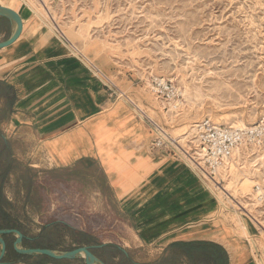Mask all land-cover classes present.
<instances>
[{"label":"rangeland","instance_id":"obj_1","mask_svg":"<svg viewBox=\"0 0 264 264\" xmlns=\"http://www.w3.org/2000/svg\"><path fill=\"white\" fill-rule=\"evenodd\" d=\"M17 3V9L29 18L28 23L35 31L40 29L47 38L67 45L75 54L80 52L93 62L104 63L105 78L115 83L111 92L127 94L130 89L122 78L126 82L135 79L134 87L144 103L128 95L134 104L126 99L165 125L175 137H184L185 145L189 141L191 152L199 148L193 126L204 118L227 126L264 121V0H17ZM9 27L7 22L0 21V40L5 38L3 33ZM157 76L172 81L181 96L169 104L161 101L151 85L152 78ZM11 113L7 95L0 93V223L5 219L2 209H6L12 227L21 228L28 237L35 238L43 225L61 218L77 233L53 232L50 237L56 251L111 240L128 256L115 246L116 250L96 249L104 264L173 262L174 257L161 250L163 245L146 244L141 239L133 218L127 223L118 221V216L123 215L118 203H92L93 181L102 183L94 167L86 168L89 174L86 176L87 170L82 167L70 172L52 166L35 140L18 137L9 128ZM175 160L192 171L213 203H181L183 223L173 227L228 228L230 237L249 253L256 245L261 257L251 255L252 259L255 258V264H264V232L248 214L264 216L252 197L254 185H264V145L243 148L232 171H222L215 178L189 158ZM247 177L254 182L249 192H242L240 184ZM3 237L8 245L3 260L6 264H40L37 254L20 256L14 251V234ZM36 243L37 240H30L22 246L34 247ZM211 260L200 255L195 264H213ZM70 264H85V260L80 256Z\"/></svg>","mask_w":264,"mask_h":264},{"label":"crops","instance_id":"obj_2","mask_svg":"<svg viewBox=\"0 0 264 264\" xmlns=\"http://www.w3.org/2000/svg\"><path fill=\"white\" fill-rule=\"evenodd\" d=\"M0 3L17 10L24 23L21 36L0 48V81L12 88L8 123L16 136L35 140L56 168L75 172L82 167L87 176L86 168L94 167L102 183L93 181L92 203H118L123 212L118 221L133 218L141 239L163 245L161 250L174 257L171 264H195L197 256H204L185 250L188 242L207 243L213 264H255L252 254L230 237L228 228L173 227L183 223L181 203H213L201 182L165 152H149L150 127L126 97L110 91L114 82L96 76L67 45L47 38L40 29L35 31L17 9V0ZM8 22L3 40L16 29L14 22ZM85 57L106 77L103 62ZM121 81L130 89L126 95L144 103L134 87L135 79ZM101 244L93 251L102 261L95 250L115 245L111 240Z\"/></svg>","mask_w":264,"mask_h":264},{"label":"built area","instance_id":"obj_3","mask_svg":"<svg viewBox=\"0 0 264 264\" xmlns=\"http://www.w3.org/2000/svg\"><path fill=\"white\" fill-rule=\"evenodd\" d=\"M72 47L75 50L77 49L74 46ZM77 55L93 68L92 72L96 76L104 77L102 71L94 66L82 53L79 52ZM151 85L155 95L165 103L169 104L181 96L180 89L172 81L163 77H153ZM112 92L117 96L127 97L123 92L120 94L119 92ZM127 99L133 103L129 97ZM135 108L138 116L145 120L150 127L152 135L148 145L150 153L163 151L175 159L189 158L212 178L219 176L222 171L230 170L231 166L238 161L240 151L243 148H261L264 145V121L252 125L227 126L215 123L210 118H204L193 126V136L199 148L198 151L191 152L192 147L189 141H186V145L184 144V137H175L167 130L165 125L151 118L138 105H135ZM187 146H190V148ZM252 197L256 202L253 203L256 208L262 209L261 212L264 213V185L261 183L255 184ZM250 217L251 221L256 226L259 225L264 232V220L260 219L264 216L250 214ZM256 247L255 245L254 248H251L252 255L260 259L261 252Z\"/></svg>","mask_w":264,"mask_h":264},{"label":"water","instance_id":"obj_4","mask_svg":"<svg viewBox=\"0 0 264 264\" xmlns=\"http://www.w3.org/2000/svg\"><path fill=\"white\" fill-rule=\"evenodd\" d=\"M0 17H5L16 24V29L12 33V35L9 38L0 41V48H3L11 45L21 36L23 32L24 23H23V18L18 11L4 5H0ZM8 234H14L16 236V239L13 243V249L18 254H22V255L41 254V255L49 256L56 260H72L82 256L85 260V264H96L98 262H102L99 259V257L94 253L93 249L102 247L104 246V244L81 245L66 251H56L51 248H43V247H24L22 245L24 238L26 236L21 230L17 228H3L0 229V243H1L0 264L7 263L3 261L7 253V246H8L3 235H8ZM122 251L126 255H128L127 251H125L124 249H122Z\"/></svg>","mask_w":264,"mask_h":264},{"label":"trees","instance_id":"obj_5","mask_svg":"<svg viewBox=\"0 0 264 264\" xmlns=\"http://www.w3.org/2000/svg\"><path fill=\"white\" fill-rule=\"evenodd\" d=\"M0 21H5V22L9 23L8 19L5 17H0ZM11 92H12V88L9 85L0 81V93L7 95V100H8V103L10 105L13 104V99L10 95ZM4 147H6V145L3 146V149L1 150V152H3V150H5ZM2 213L5 215V219H4L3 223H0V229L14 228L10 224V219L8 218L9 213L6 211V209H2ZM19 230H21L26 236L24 238L23 243L27 244L30 240H37V243L35 244L34 247H43V248H51V249H54V244H53V239H52L53 237H50V235H52L53 232H55V231L59 232L61 230H68L72 234L77 233L74 229H72L68 226L67 221H65L64 219H61V218H60V220L49 221L45 225H43L40 234L35 238L28 237L26 235V233L23 231V229L19 228ZM80 234H82L84 236L87 235L85 232H82ZM184 244H185V247H184L185 250H187V251L188 250H194L197 253H201L205 257H208L207 253H209V247H208L207 243L188 242V243H184ZM109 248L116 250L117 247L115 248L114 246H109ZM19 255L20 256H28V255H22V254H19ZM37 258L39 259L40 264H70V262H72V260H56V259H53L49 256L41 255V254H38Z\"/></svg>","mask_w":264,"mask_h":264},{"label":"bare ground","instance_id":"obj_6","mask_svg":"<svg viewBox=\"0 0 264 264\" xmlns=\"http://www.w3.org/2000/svg\"><path fill=\"white\" fill-rule=\"evenodd\" d=\"M1 1H3V0H1ZM11 5V4H10ZM11 8V7H10ZM13 9V8H12ZM17 11V10H16ZM240 126L241 125H244L242 122H240V124H239ZM193 162V161H192ZM194 164V163H193ZM232 167V166H231ZM229 171H232V168L230 169V170H228L227 171V173H229ZM223 175V174H222ZM229 180H230V178H228ZM254 182V180L252 179V178H245L244 179V181L240 184L241 186V190H242V192H249L250 190H251V186H252V183ZM216 184H219L218 182H216ZM220 188L221 189H223V190H225V188L224 187H222V186H220ZM238 203H239V201H238ZM248 214L250 215V214H252L251 212H248ZM254 216H256V215H254ZM248 232H249V230H248ZM248 232H246V233H248Z\"/></svg>","mask_w":264,"mask_h":264},{"label":"flooded vegetation","instance_id":"obj_7","mask_svg":"<svg viewBox=\"0 0 264 264\" xmlns=\"http://www.w3.org/2000/svg\"><path fill=\"white\" fill-rule=\"evenodd\" d=\"M7 251H8V246H7ZM7 254V253H6ZM6 256V255H5Z\"/></svg>","mask_w":264,"mask_h":264}]
</instances>
